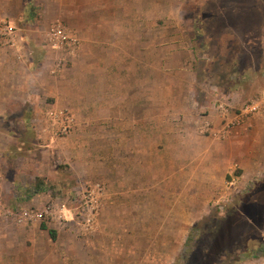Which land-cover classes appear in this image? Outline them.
Returning a JSON list of instances; mask_svg holds the SVG:
<instances>
[{
  "label": "rangeland",
  "instance_id": "374dc122",
  "mask_svg": "<svg viewBox=\"0 0 264 264\" xmlns=\"http://www.w3.org/2000/svg\"><path fill=\"white\" fill-rule=\"evenodd\" d=\"M16 6L29 14L28 26L18 23L22 36L34 40L33 66H41L37 56L44 59L45 51L42 68L51 76L45 86L65 93L61 100L40 96L34 121L14 127L28 135L19 141L25 145L17 151L12 144L8 163L0 161L5 179H15L12 197H0L2 208L31 215L51 209L21 222L0 217V264H264V178L227 173L223 149L203 123L209 105L232 120L254 95L264 0L10 4ZM56 25L65 37L60 49L46 41ZM90 36L94 42L84 43ZM68 37L74 46L66 45ZM160 44L164 55L194 49V59L186 60L192 71L160 72ZM143 84L148 99L161 89L162 131L155 134L148 124L139 138L138 124L109 117L128 111L126 87L137 94ZM58 110L73 117L65 132L46 115ZM35 131L49 137L37 138ZM36 180L43 192H36ZM96 184L104 191L100 209L85 226L76 218L78 201Z\"/></svg>",
  "mask_w": 264,
  "mask_h": 264
},
{
  "label": "crops",
  "instance_id": "0c3cea01",
  "mask_svg": "<svg viewBox=\"0 0 264 264\" xmlns=\"http://www.w3.org/2000/svg\"><path fill=\"white\" fill-rule=\"evenodd\" d=\"M19 1L20 0H0V21H8L9 24L15 27L19 32V41H17L14 46H6L0 42V161L5 165L9 161L7 156L13 154L12 144L16 147L17 151H19L22 146L25 145V143H20L19 141L29 138L26 133L20 134L17 128L14 127H16V125L18 126L20 123L28 124L34 121L32 119L30 120L32 116L31 112L39 107L41 95L53 96L57 100H61V94L65 93V91L57 89L51 90L50 87L45 86L48 83L46 79L51 77L46 76L45 70L42 68L45 67L43 65L48 61L45 51L41 54L45 57L44 59L40 55L37 56V58L40 59L38 65L41 66H33L36 55L34 51V40L29 36H22V30L19 29L21 21L18 23V19L27 22V20H29V14L26 13V8L23 9L21 6H16L15 8L10 7V4H16L19 3ZM22 25L24 26V24ZM28 25L27 22V26ZM94 40L95 38L93 36L83 38L84 43L90 41L94 42ZM162 49L163 46L160 44L157 49L159 54L155 57V60L158 61L156 67L160 72H162L164 68L170 69V71L172 70L173 72L179 70H185L186 72L192 71L191 63L186 65V60H191V58L194 59V49H187V51L184 52L179 50L167 51L166 55L162 53ZM259 50L264 60V44H261ZM138 53L139 56H144L147 55V50H140ZM260 60L254 62V97L264 90V61L262 59ZM39 76L40 78H38ZM146 86L145 84H143L142 87L139 86L137 94H131L135 90L131 91L129 86L126 87L124 91L129 94V97L125 96L126 100H124V105L128 111L124 112L122 117H109L110 123H120V121H122L123 124H138L136 130L139 133V138L146 137L148 124H154L153 128L155 134H157V132L161 134L162 131L163 100L160 93L161 89L159 88L158 96L156 94L157 91H155L154 97L148 99ZM155 89L157 88L155 87ZM253 96L250 95L249 97L253 98ZM127 100L129 101L125 104ZM147 104L151 106L150 109H153V114L152 111L147 114ZM232 104H234V102ZM212 107L214 106H208L210 109L209 114L205 116L203 123H207V126L210 125L207 128L208 131L205 128L208 132V136L217 139L215 141H219V146L223 149L220 159L228 168L226 172L230 173L229 169H238L242 177L247 180L258 177L264 178V113L238 120L234 126L228 128L223 134L221 131L225 125L224 122L230 119L224 117L223 113L222 116H220V114L218 115L217 111ZM137 112L139 114L135 115ZM236 116L237 114L231 115L234 120ZM78 117L81 118L82 122H89V119H85L84 121L81 116ZM96 118L99 117L96 116ZM41 119L43 122L48 121V119L44 120L45 114ZM35 120H37V118ZM90 122H94V116L91 118ZM151 128L152 127L149 128L150 132ZM193 130L195 131L194 127ZM202 130H204V125ZM212 131L219 134H217V136H211ZM33 135L37 138L42 136L49 137V134H42L41 132L40 135V133L36 131ZM2 141H10L9 144L11 146L4 144ZM26 153L27 156L30 154L29 152ZM5 177L3 170H0V197L4 196L8 201L9 197H12L9 195V192L11 186L14 187L15 179H8L10 183H6V181H4L7 180ZM10 210L12 211V209Z\"/></svg>",
  "mask_w": 264,
  "mask_h": 264
},
{
  "label": "built area",
  "instance_id": "2783aa9c",
  "mask_svg": "<svg viewBox=\"0 0 264 264\" xmlns=\"http://www.w3.org/2000/svg\"><path fill=\"white\" fill-rule=\"evenodd\" d=\"M64 39L65 37L63 36L60 25H56L48 34L46 41L49 47L52 46L53 48L60 49L64 44ZM68 39L70 40V43L67 41L66 45L70 44L74 46L76 39H73L72 37H68ZM17 41H19V34L16 28L10 25L8 21H0V42L6 46H14ZM262 113H264V90L262 93L243 104L239 110V113H237L235 120H226L221 133L224 134L228 128L234 126L238 120L242 118L259 115ZM223 114L224 117H226V112H223ZM46 115L48 116V119L56 120L60 124L62 132L67 131V129L70 128L73 123V117L68 113H65L64 110H58L56 112L50 111ZM211 134L217 136L219 133L212 131ZM103 193V187L99 184H96L89 187V189H87L80 197L77 206L76 218L79 219V221H81L85 226H91L94 223L95 217L100 209ZM48 214H51L50 206L46 207L41 212L34 213L33 215H31V213H27L26 211L20 212L18 214V212L16 213L10 209H5L0 206V217L5 219L15 217L18 222L26 220L25 218L40 219Z\"/></svg>",
  "mask_w": 264,
  "mask_h": 264
},
{
  "label": "trees",
  "instance_id": "16d2710c",
  "mask_svg": "<svg viewBox=\"0 0 264 264\" xmlns=\"http://www.w3.org/2000/svg\"><path fill=\"white\" fill-rule=\"evenodd\" d=\"M35 188H36V192H43L44 191L43 181L42 180H36ZM42 228L45 229L46 227L42 226ZM48 233L52 239H55V233L53 231H48Z\"/></svg>",
  "mask_w": 264,
  "mask_h": 264
}]
</instances>
